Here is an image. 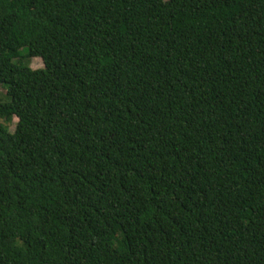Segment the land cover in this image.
<instances>
[{
	"label": "trees",
	"instance_id": "trees-1",
	"mask_svg": "<svg viewBox=\"0 0 264 264\" xmlns=\"http://www.w3.org/2000/svg\"><path fill=\"white\" fill-rule=\"evenodd\" d=\"M0 264H264V0H0Z\"/></svg>",
	"mask_w": 264,
	"mask_h": 264
},
{
	"label": "rangeland",
	"instance_id": "rangeland-1",
	"mask_svg": "<svg viewBox=\"0 0 264 264\" xmlns=\"http://www.w3.org/2000/svg\"><path fill=\"white\" fill-rule=\"evenodd\" d=\"M31 67L33 68H39V67H42L43 66V62H42V59L41 57H33L31 59V63H30ZM17 118H13L12 121L10 122V125H9V128L10 129H13L14 128V125H15V121H16Z\"/></svg>",
	"mask_w": 264,
	"mask_h": 264
}]
</instances>
